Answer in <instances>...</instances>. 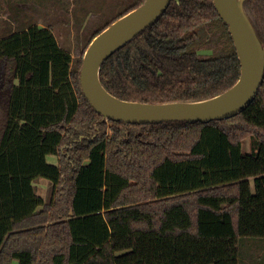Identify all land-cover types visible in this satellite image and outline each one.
Segmentation results:
<instances>
[{"label": "trees", "instance_id": "1", "mask_svg": "<svg viewBox=\"0 0 264 264\" xmlns=\"http://www.w3.org/2000/svg\"><path fill=\"white\" fill-rule=\"evenodd\" d=\"M243 9L264 47V0ZM81 64L47 26L0 38V264H246L241 241L264 240V73L229 117L126 123L93 109ZM239 76L213 0H171L99 68L112 95L155 104L207 100Z\"/></svg>", "mask_w": 264, "mask_h": 264}, {"label": "water", "instance_id": "2", "mask_svg": "<svg viewBox=\"0 0 264 264\" xmlns=\"http://www.w3.org/2000/svg\"><path fill=\"white\" fill-rule=\"evenodd\" d=\"M170 1L145 0L96 34L84 51L79 73L81 89L93 109L106 119L126 123L207 122L238 113L256 95L264 73V47L243 9L245 0H213L228 26L240 62L237 82L223 93L203 101L155 104L120 99L102 86V62L160 17Z\"/></svg>", "mask_w": 264, "mask_h": 264}, {"label": "rangeland", "instance_id": "3", "mask_svg": "<svg viewBox=\"0 0 264 264\" xmlns=\"http://www.w3.org/2000/svg\"><path fill=\"white\" fill-rule=\"evenodd\" d=\"M136 0H0V38L31 24L49 27L58 44L72 56V68L82 59L92 35ZM202 52V51H201ZM242 149L253 152L252 138L243 140ZM49 162H56L52 155ZM37 193L47 201L50 183L35 180ZM240 259L246 264H264V240L244 239Z\"/></svg>", "mask_w": 264, "mask_h": 264}]
</instances>
